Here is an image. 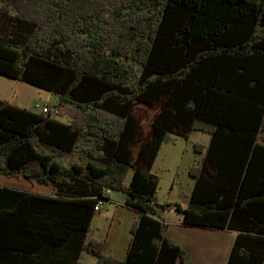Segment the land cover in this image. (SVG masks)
Listing matches in <instances>:
<instances>
[{"label": "trees", "instance_id": "obj_1", "mask_svg": "<svg viewBox=\"0 0 264 264\" xmlns=\"http://www.w3.org/2000/svg\"><path fill=\"white\" fill-rule=\"evenodd\" d=\"M0 17V75L59 110L0 99V173L55 188L0 185V264H83L85 248L96 264H177L171 208L237 231L227 264H264V0H0ZM139 104L156 107L150 129ZM194 130L211 140L194 142L191 203L160 202L165 136ZM113 191L137 213L123 260L91 236Z\"/></svg>", "mask_w": 264, "mask_h": 264}, {"label": "crops", "instance_id": "obj_2", "mask_svg": "<svg viewBox=\"0 0 264 264\" xmlns=\"http://www.w3.org/2000/svg\"><path fill=\"white\" fill-rule=\"evenodd\" d=\"M15 83H19V85H13ZM21 83L23 85L27 82L17 81L11 77L0 75V99L9 100L12 104L36 110L28 105V100L23 96L24 93H22L26 90L27 92L30 91L27 88L29 84L25 85L27 86L25 87L20 85ZM53 100H56V98L53 97ZM168 137L170 140L173 138L177 141L178 138H181L185 141V147L189 152L187 163L191 164L157 162L161 152L160 150L156 162L153 165V171L161 173L164 170L168 172L169 180L166 182L169 184V189H167L169 191L167 195L161 197L158 194L157 197L160 202H178L183 208H187L191 203V197H193L196 186V179L190 173V166L194 165L192 164L194 160L197 163L198 161L201 162L203 158V154L195 152L194 142L208 144L211 140V134L194 130L189 139H185L174 133H168L165 136L162 150L164 149L166 140L169 139ZM259 137L258 142L264 144V122L261 126ZM129 180H131V174L127 182ZM162 181H164V178L160 181V184ZM0 185L24 192L39 191V193L44 194L55 192L52 184L41 185L38 182H30L24 176L9 177L1 173ZM125 200L126 194L113 191L105 208L95 213L91 225V236L103 241L105 243V252L120 260L127 257V248L131 241L130 227L137 217V213L134 210L124 205ZM160 213L168 223L167 235L185 251L184 261H179L177 264L228 263L232 247L237 237V231L226 230L224 228L208 229L207 227L183 225L181 216L176 208L165 211L161 210ZM80 259L83 264H96L97 262L96 255L89 253L86 248L82 250Z\"/></svg>", "mask_w": 264, "mask_h": 264}, {"label": "rangeland", "instance_id": "obj_3", "mask_svg": "<svg viewBox=\"0 0 264 264\" xmlns=\"http://www.w3.org/2000/svg\"><path fill=\"white\" fill-rule=\"evenodd\" d=\"M3 19H2V17H0V26L2 24H4ZM16 84L17 83H15L13 85H16ZM17 85H19V83ZM20 85H22V83ZM25 85H27V83H24L22 86H25ZM25 87H27V86H25ZM27 88H29L30 91L27 92V90H26V91H23L22 93H24L23 96L27 98L28 105L33 109L35 108V104L37 102L42 103V105H43V104H49V103L55 101V100H53V97H54L53 94H50L47 91L44 92L41 89H38L36 86L33 87L30 85H28ZM35 109H37V108H35ZM136 110H137V113L142 117V120L145 123L146 128L150 129L149 128V121L154 117L155 112H156V107L150 106V105H145V104H139L137 106ZM62 120L66 121L67 118L63 117ZM147 129H146V131H147ZM185 145H186L185 141L181 138H178L177 141H175L173 138H171V140H170V138H169L168 140H166V143L164 145V149L161 150L157 162L191 164V163H187V161L189 159V155H188L189 152L187 151ZM192 164H199V161L196 163V161L194 160V162H192ZM158 174H160L161 177L164 178V181H162V183L160 184L161 188H159V195L162 197V196L167 195V192L169 191V190H167V189H169V184L166 182L169 180V177H168V172L164 171V170L161 173L159 172ZM107 202L108 201L106 200V204H107ZM106 204H105V206H106Z\"/></svg>", "mask_w": 264, "mask_h": 264}, {"label": "built area", "instance_id": "obj_4", "mask_svg": "<svg viewBox=\"0 0 264 264\" xmlns=\"http://www.w3.org/2000/svg\"><path fill=\"white\" fill-rule=\"evenodd\" d=\"M35 108H37V111H41L44 114H52L53 116H59V110L57 108V101H53L49 104H43L37 102L35 104ZM106 201L105 200H99L98 203L96 204V212H98L99 210H103L105 207Z\"/></svg>", "mask_w": 264, "mask_h": 264}]
</instances>
